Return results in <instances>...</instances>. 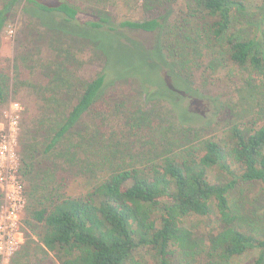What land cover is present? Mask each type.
Here are the masks:
<instances>
[{
  "label": "trees",
  "instance_id": "16d2710c",
  "mask_svg": "<svg viewBox=\"0 0 264 264\" xmlns=\"http://www.w3.org/2000/svg\"><path fill=\"white\" fill-rule=\"evenodd\" d=\"M139 1L62 0L48 5L39 0H2L0 35L13 8L25 3V12L42 26L89 40L105 58L101 72L78 82V97L62 120H49L48 152L93 110L114 81L134 78L148 95L173 97L133 71L130 60L137 54L143 70L155 69L162 83L184 91L176 64L185 68L196 44L217 49L233 65L247 70L264 93V0H186V17L171 41L181 49L170 51L171 61L161 51L165 45L151 48L149 58L130 48L120 51L123 39L146 48L121 30L151 33L166 27L163 18L117 25L105 11L118 2L133 7ZM83 2L102 11H86ZM247 19L251 21L246 27ZM6 99V80L0 77V103ZM228 140L229 148L207 139L183 148L179 157L163 154L142 165H123L85 196L61 198L34 211L33 219L43 226L39 236L43 248L59 264H132L141 249L151 251L157 264H198L189 257L201 253L206 255L199 264H232L254 251L259 252L255 264H264V231L247 223L231 198L241 182L259 184L264 190V114L250 124L234 125ZM213 215L217 223L208 230L189 224L191 218Z\"/></svg>",
  "mask_w": 264,
  "mask_h": 264
},
{
  "label": "rangeland",
  "instance_id": "374dc122",
  "mask_svg": "<svg viewBox=\"0 0 264 264\" xmlns=\"http://www.w3.org/2000/svg\"><path fill=\"white\" fill-rule=\"evenodd\" d=\"M39 1L55 5L62 0ZM2 3L0 0V7ZM80 4L93 14L102 11L85 2ZM24 6L22 3L13 8L0 35V77L6 80L7 92V99L0 103V135L7 129L10 116L18 115L15 149L26 198L21 224L23 244L5 264H59L40 242L43 226L33 219L34 211L51 207L61 198L85 196L123 165H142L163 154L179 157L183 148L207 139L229 148L228 132L234 125L250 124L264 114V93L256 88L251 74L233 65L217 49L196 44L190 63L185 68L176 64L174 70L185 84L184 91L170 89L155 69L143 70L138 63L137 53L149 58L153 47L165 45L161 51L169 61L170 51L181 49L171 41L186 17V0H140L133 7L118 2L105 10L117 25L126 20L163 18L166 22L164 31L121 30L127 39L146 48L123 39L120 51H136V58L130 60L133 71L145 77V83H154L159 91L173 97L169 100L154 93L148 95L134 78L114 81L93 110L48 152L49 120H62L78 97V82L91 80L101 72L105 58L89 40L42 26ZM250 21L243 24L247 27ZM68 83L75 86L67 87ZM231 196L243 219L264 231L262 186L241 182ZM1 200L0 195V205ZM216 219V215L191 218L189 224L205 231L216 226ZM205 255L189 258L199 264ZM258 256L254 251L231 263L255 264ZM134 261L132 264H157L147 249L139 250Z\"/></svg>",
  "mask_w": 264,
  "mask_h": 264
},
{
  "label": "built area",
  "instance_id": "2783aa9c",
  "mask_svg": "<svg viewBox=\"0 0 264 264\" xmlns=\"http://www.w3.org/2000/svg\"><path fill=\"white\" fill-rule=\"evenodd\" d=\"M18 123L19 116L11 115L7 129L0 135V264H5L23 244L21 224L26 198L15 149Z\"/></svg>",
  "mask_w": 264,
  "mask_h": 264
}]
</instances>
